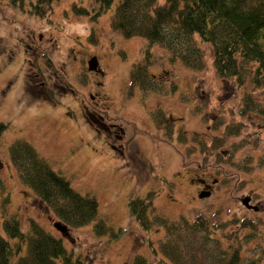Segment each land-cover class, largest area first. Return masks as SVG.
Returning a JSON list of instances; mask_svg holds the SVG:
<instances>
[{
	"label": "rangeland",
	"instance_id": "1",
	"mask_svg": "<svg viewBox=\"0 0 264 264\" xmlns=\"http://www.w3.org/2000/svg\"><path fill=\"white\" fill-rule=\"evenodd\" d=\"M29 1L24 0L25 6L17 7L11 0H0V78L5 75L0 79V122L7 124L0 128V178L3 192L10 199L7 211L0 209V220L14 215L21 231H27L30 219H34L52 235L59 236L65 248L80 255L86 264H134L133 256L137 254L146 258V264H174L159 251L158 245L167 234L166 226L153 221L150 229H144L128 215L129 198H143L150 192L152 211L164 216L166 221L205 217L204 221L214 232L191 229L187 235L192 244L206 245L202 257L211 258L208 253L214 248L215 238L219 237L227 246L231 242L238 244L235 237L244 235L239 240V252L256 257L248 263L264 264V114L249 108L240 112L242 106L245 108L242 97L246 91H252L254 100L264 110V90L253 89L249 81L244 84L223 81L213 68L210 43L200 38L197 41L205 60L200 70L188 69L179 60L171 63L167 59L168 50L155 44L151 47L154 58L148 73L162 80L161 88L157 92H143L138 86L131 89L127 85L128 73L134 61L143 56L147 41L139 36L125 38L112 30L110 18L118 0L94 19L93 0H55L52 21L48 18L50 12L43 18L28 13ZM72 4L91 11L77 13ZM21 28L41 33L46 42L50 37L56 38L63 59H70L72 64L97 55L102 75L90 73L86 61L73 76L70 65H66L67 81L85 91L84 103L89 108L105 109L103 117L123 128L126 137L122 154L106 146L105 132L103 136L85 124L76 109L79 100L72 93L57 96L65 101L64 105L36 102L23 110L24 102L18 99V81L8 91L5 85L1 88L5 78L14 71L8 68L6 56H12L10 39L22 37ZM68 48L69 56L66 55ZM30 53L20 55V61ZM48 53L55 56L56 64L59 63L56 58L62 59L59 53L50 50ZM87 74L94 81L103 80L102 85H80ZM65 84L70 87L68 82ZM132 103L138 110L135 115L129 111ZM153 109L163 120L167 116L174 118V122L165 120L167 134H161L154 127L150 116ZM227 125L238 126L236 132L227 134L221 146H211V139L220 137ZM181 132H186L188 138ZM18 140L30 143L78 192L93 195L98 206L97 216L105 217L115 230L124 228L120 235L97 236L92 228L97 219L76 228L66 226L63 232L56 229L53 224L58 218L32 188L22 183L11 162L9 147ZM196 178L206 179L212 192L199 197L204 188ZM249 193L255 200L253 204L259 207L258 212L250 206L247 209L241 201ZM217 211L221 222H216L213 228L210 221L215 220ZM247 217L254 224L235 226L234 219ZM229 231L235 235L228 237Z\"/></svg>",
	"mask_w": 264,
	"mask_h": 264
},
{
	"label": "trees",
	"instance_id": "2",
	"mask_svg": "<svg viewBox=\"0 0 264 264\" xmlns=\"http://www.w3.org/2000/svg\"><path fill=\"white\" fill-rule=\"evenodd\" d=\"M23 1L11 0V3L23 4ZM54 1H29L27 11L43 18L51 11ZM93 1L95 6L91 10L96 8V11L92 19L114 0ZM72 8L81 14L91 11L80 4H72ZM113 9L110 18L113 31L125 38L139 36L147 41L143 56L134 61L128 73L127 85L131 89L135 86L145 91L161 88L162 80L148 73V66L154 58L151 47L155 44L168 50L167 59L171 63L179 60L188 69L200 70L205 65L203 50L197 41L200 38L210 43L213 68L223 81L236 80L237 84L249 81L253 89L264 90V0H118ZM171 83L173 89L174 84ZM251 92L244 93L242 100L245 108L242 106L240 112L244 113L249 108L264 114L262 105L254 100ZM166 119L174 122L170 116ZM6 126L0 122V128ZM235 127L227 125L220 137L211 139V146H221L227 134L236 132ZM181 134L188 138L186 132ZM9 155L22 183L32 188L62 224L76 228L97 219L92 227L97 236L110 233L111 238H116L120 235L124 228L120 226L115 230L105 217L97 216L95 197L73 188L68 179L57 173L30 143L22 140L14 142L9 147ZM0 190L3 193L0 209L5 213L10 199L3 192L1 178ZM151 195L149 192L143 198L130 197L127 201L128 215L144 229H150L153 221L166 226L167 234L158 245L159 251L174 264H255L248 263V260L252 262L256 257L250 258L239 252L242 235L235 237L238 244L231 242L227 246L221 243L219 237L215 238L214 248L208 253L211 258L202 257L206 245L202 242L200 245H196L197 242L192 244L193 240L187 235L191 229L214 232L207 226L205 217L166 221L164 216L152 211ZM217 213L215 220L210 221L213 228L216 222H221ZM234 221L237 228L254 224L251 217ZM233 235L234 232L229 231L228 237ZM204 239L208 243V238ZM133 258L134 264H146L142 255L137 254ZM0 264H86V261L65 248L59 236L52 235L34 219H30L27 231H21L17 218L10 215L0 220Z\"/></svg>",
	"mask_w": 264,
	"mask_h": 264
},
{
	"label": "flooded vegetation",
	"instance_id": "3",
	"mask_svg": "<svg viewBox=\"0 0 264 264\" xmlns=\"http://www.w3.org/2000/svg\"><path fill=\"white\" fill-rule=\"evenodd\" d=\"M15 4H16L15 6L17 7H19L18 6L19 4L21 5V7H23L24 5V3L22 4V2H15ZM28 7H29L28 4H26V8ZM51 13L52 12L50 11V17H48L50 19H51ZM34 16L38 17L36 15ZM16 20H17V16H16ZM16 22H18V24L22 23L19 21H15V23ZM8 24L13 25L12 23H8ZM23 29L22 28L19 29L20 35L23 34L22 37L18 39H16V37L13 39L12 38L10 39V44L12 43L10 47L12 56L7 55L6 57L8 61L7 62L8 68L12 67L14 71L5 78V80L3 81V84H1L2 85L1 88L5 85V90L8 91V89L9 88L11 89V86L16 81H18V84H17L19 88L18 99L24 102L21 108L23 110H27L28 107H30L32 104L36 102L46 103V102L51 101L55 105L56 104L64 105L65 101L61 98L58 99L57 96L59 94L60 95L62 94V96L66 95L67 92L72 93L73 96L75 98H78L79 100V104H77L76 109L78 110L82 118L84 119L85 124L91 126L93 130H96L97 132L101 134L105 132L106 133V136H105L106 146L110 150L117 151L118 153L122 154L124 152L123 150L124 139L123 138L126 137V134L123 128H120V126L117 124L109 122L103 117L102 113L104 112L105 109L102 110L101 108H98L96 106L89 108L84 103V99H85L84 95H87L85 91L80 90L78 87H74L70 81H67L66 72L68 69L66 68L67 67L66 65H70V70H72V76H73L74 74L78 73L77 69L79 70V66L83 62L82 58H81V62H77L74 64L70 62V59L69 61H65V59H63L64 58L63 51H61L59 47L57 48L56 38L53 37L51 39L50 37L46 42L45 37L43 38V35L41 33L34 34V31L32 30L22 31ZM47 29H49V27ZM13 34L15 33L13 32ZM13 34L11 35L12 37L14 36ZM44 42L46 43L42 44ZM49 50L51 51V53L56 52L62 55V59L56 58L57 62L59 60L58 64H56L54 61L55 56L49 55L48 53ZM68 51H69V48L66 52V55H68ZM28 52H31L29 57L24 56V58L22 57V60L20 61L21 59L20 55L22 56V54H27ZM95 56L98 61V57L96 54ZM87 60L84 59L83 63H86ZM86 68L88 69L87 65H86ZM89 72L93 74H98V75H102L103 73L98 66L96 69L89 70ZM4 76L2 75L0 79L2 80ZM87 76L88 77L85 80L80 82V85L89 84L90 86H92L93 83L96 85H99V84L102 85L103 80L94 81L92 77H90V75L87 74ZM65 82H68L70 87H66ZM157 90H146V91L157 92ZM141 91L146 92L145 90H141ZM92 93L88 94V96L91 98H93L94 96ZM132 96L133 95H130L129 97H132ZM133 105L134 104L132 103V107L129 109V111L133 115H135L134 113H136V111L138 110H136ZM70 107H71L72 112H74V107L73 106H70ZM64 109L65 111L67 110L65 106H64ZM155 110L156 109H153L150 111V116L154 124V127H156V129L160 131L161 134H167L168 131L166 130L167 126H166L165 119L163 120L162 116L156 115ZM111 139L115 140V142H112ZM196 179H199L198 185H200L201 183L204 188L203 190L210 189V192H212L211 184L207 183L206 179H203V178H196ZM243 197H246L248 199V204L249 203L253 204V202L255 201L253 199L252 193L245 194V196ZM249 208L257 212L259 211V207L257 208V206L255 209L251 207Z\"/></svg>",
	"mask_w": 264,
	"mask_h": 264
},
{
	"label": "water",
	"instance_id": "4",
	"mask_svg": "<svg viewBox=\"0 0 264 264\" xmlns=\"http://www.w3.org/2000/svg\"><path fill=\"white\" fill-rule=\"evenodd\" d=\"M87 65H88V69L91 70V69H96L97 68V58L96 56H92L90 57V59L87 60ZM210 193V190L208 189H205V190H202L199 192L198 196L199 197H204L205 195H208ZM242 200V203L246 206V207H252L253 209L256 208V205L254 204H248V199L246 197H242L241 198ZM53 226L56 228V229H59L60 231H65V228H66V225L62 224L59 220L58 221H55Z\"/></svg>",
	"mask_w": 264,
	"mask_h": 264
}]
</instances>
